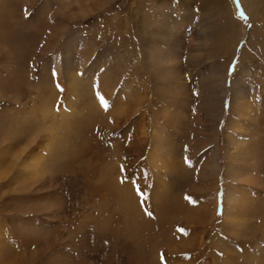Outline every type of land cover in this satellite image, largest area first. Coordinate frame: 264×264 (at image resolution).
<instances>
[{
	"label": "rangeland",
	"instance_id": "rangeland-1",
	"mask_svg": "<svg viewBox=\"0 0 264 264\" xmlns=\"http://www.w3.org/2000/svg\"><path fill=\"white\" fill-rule=\"evenodd\" d=\"M237 87L263 101L264 0H0V264H264Z\"/></svg>",
	"mask_w": 264,
	"mask_h": 264
},
{
	"label": "bare ground",
	"instance_id": "bare-ground-1",
	"mask_svg": "<svg viewBox=\"0 0 264 264\" xmlns=\"http://www.w3.org/2000/svg\"><path fill=\"white\" fill-rule=\"evenodd\" d=\"M219 83L221 84V87L224 88V82L221 81V80H219ZM245 93H247V91L244 88L237 87L236 92L233 93L232 96L230 95V99L232 100V104L234 106V114H235V116H238V118H240L242 121H245L244 126H242V125L240 126V124H239L240 121L237 120V119H235L236 121L231 126L232 129L236 130L237 132H240L242 136L244 134L245 135V138L240 137V139L237 142L232 140V139H235L234 137H230V138L227 137V139H226L228 144H233V143L234 144H237L236 145L237 151L235 153V156H236L235 160L237 162H242L244 160H248V159L251 160V159H253L252 158V155H254L255 152H256L255 151L256 150V146H257V148L261 147L264 150V96L262 98L263 101L260 100V99L258 100V97L253 96L254 99H253L252 102H250L248 99L245 98V96H243V94H245ZM60 122H62V121H60ZM229 122H231V121L229 120L228 123ZM62 126H63V124H61V127ZM56 143H57V141H56ZM59 143L62 146L64 145V144H62L61 141H59ZM60 144L58 146L61 149ZM63 148H65V147H63ZM36 158L33 157V159H31L30 162H28V163L25 162V160H24L25 163L22 162L23 163L22 166H24V169L30 170V169H33L35 166H37L38 163H37V159ZM251 163H249V166L250 167L255 165V164H251ZM248 176H249V179L252 178V176H250L249 174H248ZM256 178H258V177H256ZM249 179L247 180L248 182L251 181V180L249 181ZM259 179L260 178H258V180ZM262 180L264 182V178H262ZM262 187H263V185H262ZM123 191H124V189H123ZM124 195H125L123 197L124 199H122L124 201H121L122 204H124L125 207L128 208V210L131 211V213H129L130 214V218H133V217H136L137 218V214L135 215V213L133 211L134 209L132 210V205L131 204H133V202H132V200L130 198L131 197L130 196V193L129 192H125ZM250 197L246 196V197L243 198V196H242V197H240L238 199L237 198L234 199L235 202L237 200V209L239 210V214L242 215V214H245L247 211L250 212V209L252 210V207L251 206L253 204L251 202V205H250V200H251ZM229 200H230V198L228 199V201ZM238 205H239V207H238ZM235 210H236V208H235ZM137 222H139V221H136V223ZM142 226L144 228L146 227L145 225H142ZM139 227H141V226L139 225Z\"/></svg>",
	"mask_w": 264,
	"mask_h": 264
}]
</instances>
